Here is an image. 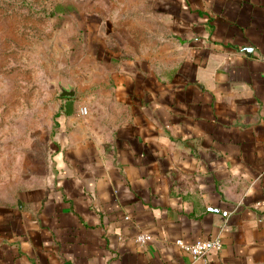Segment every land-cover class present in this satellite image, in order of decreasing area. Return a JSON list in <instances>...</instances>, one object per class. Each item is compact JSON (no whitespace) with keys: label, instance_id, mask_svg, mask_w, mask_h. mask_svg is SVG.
I'll list each match as a JSON object with an SVG mask.
<instances>
[{"label":"crops","instance_id":"0c3cea01","mask_svg":"<svg viewBox=\"0 0 264 264\" xmlns=\"http://www.w3.org/2000/svg\"><path fill=\"white\" fill-rule=\"evenodd\" d=\"M127 14L84 28L51 179L0 189V264H264V0Z\"/></svg>","mask_w":264,"mask_h":264},{"label":"rangeland","instance_id":"374dc122","mask_svg":"<svg viewBox=\"0 0 264 264\" xmlns=\"http://www.w3.org/2000/svg\"><path fill=\"white\" fill-rule=\"evenodd\" d=\"M137 0H0V189L47 184L59 115L84 28L126 22ZM124 12V13H123ZM78 80L76 79V83ZM75 84V83H74Z\"/></svg>","mask_w":264,"mask_h":264},{"label":"built area","instance_id":"2783aa9c","mask_svg":"<svg viewBox=\"0 0 264 264\" xmlns=\"http://www.w3.org/2000/svg\"><path fill=\"white\" fill-rule=\"evenodd\" d=\"M82 113H86V108L81 109ZM207 212L220 214L226 219L230 212L227 210H221L217 207H207ZM148 240V236L139 233L136 236V241L138 243H145ZM175 243L183 248L186 252L191 256L192 262L202 261L205 262L207 260V256L211 251H219L222 248V241L220 235H216L210 239H200L191 244L183 243L181 240L175 241Z\"/></svg>","mask_w":264,"mask_h":264},{"label":"water","instance_id":"95a60500","mask_svg":"<svg viewBox=\"0 0 264 264\" xmlns=\"http://www.w3.org/2000/svg\"><path fill=\"white\" fill-rule=\"evenodd\" d=\"M58 92L57 96L59 98H74L76 96V86L75 84L63 77H60L55 81Z\"/></svg>","mask_w":264,"mask_h":264},{"label":"trees","instance_id":"16d2710c","mask_svg":"<svg viewBox=\"0 0 264 264\" xmlns=\"http://www.w3.org/2000/svg\"><path fill=\"white\" fill-rule=\"evenodd\" d=\"M84 46V45H83ZM84 48V47H83Z\"/></svg>","mask_w":264,"mask_h":264}]
</instances>
